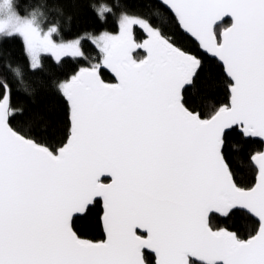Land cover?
<instances>
[{
  "label": "snow or ice",
  "instance_id": "6c2138e0",
  "mask_svg": "<svg viewBox=\"0 0 264 264\" xmlns=\"http://www.w3.org/2000/svg\"><path fill=\"white\" fill-rule=\"evenodd\" d=\"M155 7L159 23L122 13L118 35L56 42L57 27L43 31L16 16L12 0L0 3V32L23 38L32 69L41 54L86 59L84 39L99 55L56 85L67 105L63 139L15 129L25 113L0 82V264H264V150L249 156L247 187L227 155L234 134L264 143V0ZM225 17L230 26L218 30ZM170 28L194 38L228 79V101L206 117L186 95L204 78V61ZM102 70L117 82L106 83ZM101 202L103 239L82 238L76 222ZM234 217L252 220V232L242 238L219 226Z\"/></svg>",
  "mask_w": 264,
  "mask_h": 264
},
{
  "label": "trees",
  "instance_id": "16d2710c",
  "mask_svg": "<svg viewBox=\"0 0 264 264\" xmlns=\"http://www.w3.org/2000/svg\"><path fill=\"white\" fill-rule=\"evenodd\" d=\"M158 0H13L15 11L20 17L35 16L41 29L48 30L57 27L58 42H67L85 33L99 35L119 31L118 19L122 13L142 16L159 23L155 15ZM102 7L111 9L104 12L100 18L98 10ZM31 14V15H30ZM231 21H225L218 30L228 27ZM177 43L186 51L198 55L205 65L206 72L199 84L186 94L190 100H195L197 111L207 116L214 108L228 101V79L222 65L215 59L204 54L198 44L182 31L174 28ZM143 31L136 27L135 34ZM84 58H62L61 62L49 55L41 57V66L32 69L25 52L24 41L17 35H0V82L6 81L12 88L14 105L25 113L24 119L13 121V127L28 135L49 141L54 132L56 139L64 138L66 126L67 105L63 97L56 91L58 82L69 78L80 67H90L99 60L98 49L89 40H82ZM20 75H16L15 70ZM101 77L109 80L107 72L102 71ZM211 86H208V81ZM263 150V143L252 140L247 143L243 138L233 135L229 138L227 149L231 170L238 184L243 187L253 182L254 169L250 165L249 156L255 151ZM107 182L108 180H104ZM102 214V204L93 207L86 219L76 222L75 230L85 239L98 241L103 239L102 228L98 226V217ZM222 220L223 218H219ZM217 220L213 221L216 225ZM220 227L228 226L238 231L243 238L253 230V222L248 217L236 218L219 223ZM235 226V227H233Z\"/></svg>",
  "mask_w": 264,
  "mask_h": 264
},
{
  "label": "water",
  "instance_id": "95a60500",
  "mask_svg": "<svg viewBox=\"0 0 264 264\" xmlns=\"http://www.w3.org/2000/svg\"><path fill=\"white\" fill-rule=\"evenodd\" d=\"M159 1V0H158ZM225 21H231V17H225L222 21H220V22H218V25L216 26V27H218V26H220V25H222ZM230 26V25H229ZM187 35V34H186ZM187 36H189V35H187ZM190 37V36H189ZM191 39H193L194 41H195V39L194 38H192V37H190ZM197 44H198V42L197 41H195ZM200 50L204 53V54H206L207 56H209L210 58H212V59H215V58H213L210 54H208V53H205L201 48H200ZM135 54V53H134ZM216 60V59H215ZM102 71H105V72H107L115 81H116V79H115V76H114V74H112L111 72H110V70H102ZM102 78V77H101ZM117 82V81H116ZM255 140H258V141H260L258 138H256ZM261 142V141H260ZM263 150H264V143H263ZM110 177H104V178H102V180H108L107 182H110ZM101 204H102V202H101ZM137 233L139 234V235H146V233H141L140 232V230H137Z\"/></svg>",
  "mask_w": 264,
  "mask_h": 264
},
{
  "label": "flooded vegetation",
  "instance_id": "af4514ba",
  "mask_svg": "<svg viewBox=\"0 0 264 264\" xmlns=\"http://www.w3.org/2000/svg\"><path fill=\"white\" fill-rule=\"evenodd\" d=\"M135 36H136L137 40L140 41V42H142L146 38V34L144 32H142L141 34H135ZM143 55H144V53H143V50H141V49H138L136 51V53L134 54V56H137V58H142ZM103 80L106 83H116V81L111 76H110V79L109 80H105V79H103Z\"/></svg>",
  "mask_w": 264,
  "mask_h": 264
},
{
  "label": "rangeland",
  "instance_id": "374dc122",
  "mask_svg": "<svg viewBox=\"0 0 264 264\" xmlns=\"http://www.w3.org/2000/svg\"><path fill=\"white\" fill-rule=\"evenodd\" d=\"M3 2V0H0V3H2ZM12 4H13V0H12ZM14 7V6H13ZM14 11H15V9H14ZM33 17H35V16H28V17H20L21 19H28V20H31ZM37 18V17H36ZM40 29H41V27L39 26V24H38V22H37V19H36V21L34 22ZM43 30V29H42ZM43 31H47V30H43ZM109 34H112V35H118L119 34V31L118 32H115V33H109ZM0 35H5V34H3V33H0ZM13 35H16V34H13ZM54 35V39H55V34H53ZM17 36H19V35H17ZM20 37V36H19ZM22 38V37H21ZM23 39V38H22ZM56 40V39H55ZM73 40H75V39H73ZM73 40H70V41H67V42H71V41H73ZM56 42H58L57 40H56ZM43 55H49V56H51L50 54H41V57L43 56ZM52 57V56H51ZM54 59H55V57H53ZM30 61V60H29Z\"/></svg>",
  "mask_w": 264,
  "mask_h": 264
},
{
  "label": "clouds",
  "instance_id": "9594fccd",
  "mask_svg": "<svg viewBox=\"0 0 264 264\" xmlns=\"http://www.w3.org/2000/svg\"><path fill=\"white\" fill-rule=\"evenodd\" d=\"M15 14H16V16L20 17L16 11H15ZM36 19H37L36 17H33L31 20H33L35 22ZM6 21H7V15H6V13L3 12V11H0V23H4ZM0 33H3L5 35H7L5 32H0Z\"/></svg>",
  "mask_w": 264,
  "mask_h": 264
}]
</instances>
